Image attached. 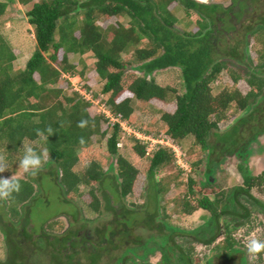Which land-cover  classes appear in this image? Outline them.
<instances>
[{"label":"trees","instance_id":"1","mask_svg":"<svg viewBox=\"0 0 264 264\" xmlns=\"http://www.w3.org/2000/svg\"><path fill=\"white\" fill-rule=\"evenodd\" d=\"M257 1L253 0L256 8ZM174 4L184 9L187 18L191 11L196 12L199 18L196 32L186 31L180 34L176 31V9H171ZM18 5L25 8L23 15L33 30L35 49L24 67L15 66L17 55L0 30V156L4 157L9 169L1 175L10 177L15 174L21 183L19 193L2 199L8 218L12 223L15 222L11 232L17 231L16 225L22 217V210L34 199L35 186H39L40 176L44 174L56 179L65 203H72L80 197L81 188H85L91 199L90 209L97 214L101 213L102 207L98 197L101 188H110L113 196L119 194L120 202L132 194L140 171L122 158L118 160L121 168L117 171H114L112 164L108 171H104L93 160L87 163L82 173L75 168L80 162L81 154L90 149L93 138L103 140L107 137L108 153L118 156V145L123 134L122 123L133 121L134 101L173 103V111L158 109L160 120L165 126L166 138L178 145L191 137L194 146L209 153L204 173L205 182L196 183L188 178L181 212L191 216L203 210L210 214V219L193 236L179 233L161 221L160 199L167 193L168 184L177 180L178 176H172V179L157 176L162 170L174 165L176 159L171 149L158 146L148 160L145 213L148 225L163 234L157 237L159 241L152 236L144 244H134L132 247L138 251L129 249L127 245L132 241L129 239L132 237V229L134 230L135 223L139 224V220L132 223L131 229L123 222L129 215L138 213L121 206L120 220L115 223L119 229L112 232V228L107 227L102 238L99 236L113 247L111 242L114 240L110 239L117 234L119 245L116 244V247L125 245L114 264H152L147 257L156 248L161 253L158 264H195L192 245H209L216 240L219 217L232 215L249 223L251 211L245 206L243 211L238 208L239 198L253 199L251 204L264 211V205H258L251 194L253 188L264 192V177L252 175L247 158H244L249 146L259 136H264V103L261 104L264 101V76L250 73L246 79L250 90L246 94L237 89H224L214 95L212 88V84L228 69L230 62L227 59L241 63L246 58L244 51L238 50L240 41L233 47L227 45L229 48L224 49L223 54L219 53V46L215 44L217 35L220 34L217 22H226L225 30L235 29L229 20L232 15L240 18L246 12L244 0H231L228 7L195 0H17L16 4L15 0H0V23L7 16L8 10L15 9ZM236 5L239 12L234 14L232 9ZM220 13L224 18L219 16ZM113 18L119 20L115 26L104 29L99 24L103 19ZM250 34L260 37L257 42L264 48V17L258 23L245 26L244 43ZM88 53L94 56L92 70L103 83L101 96L106 97L104 105L114 117V122L105 113L92 114L90 108L94 102L88 101L79 91L68 94L65 92L67 87L63 89L59 86L65 78L67 86H70L71 78L86 79L88 68L82 57ZM70 55L77 57L79 63L71 62ZM258 61L259 66L263 67L264 49L260 52ZM168 69L180 71L184 90L182 93L174 88L161 87L151 78L155 73ZM228 72L236 85L241 77L232 71ZM83 88L90 94L91 87L87 83ZM93 97L97 99L99 94H94ZM231 110L242 113L241 117L229 129L219 132V125L227 121ZM81 120L88 121L83 129L78 127ZM49 128L52 129L51 134L47 131ZM38 132H43L44 135L39 136ZM210 136L220 146V155H234L240 161L237 170L242 177L243 186L233 188L227 194L208 190L212 186L210 179L214 176V166L218 168L223 162L211 160V150L217 146L209 145ZM81 139L84 140L83 144ZM23 145L34 148L38 153L45 150L49 153L37 171V182L29 179L27 173L24 177L18 176ZM133 149L139 158H144L147 154L146 144L140 141L134 144ZM200 164L201 162L196 163L195 167ZM43 168L48 171L42 173ZM109 172L112 173L111 176ZM180 174L182 172L178 171V175ZM116 188L119 192L115 193ZM189 196L195 200L196 205H192ZM55 223L50 222L45 227L52 228ZM166 231L168 233H164ZM2 233L6 236L11 254L6 263L0 264H20L23 261V248L18 243L20 241L8 236L4 230ZM21 235L25 239L30 238L25 229L21 231ZM71 235L67 233L64 237H54L52 242H47L52 247L51 264H77L73 262L75 253L63 254L68 244L71 250L79 244L71 241ZM44 236L42 234L37 242L42 243ZM133 238L135 243L140 241L138 237ZM153 238L155 247L148 248ZM227 240L229 241L223 248L228 255H232L237 252L239 243L233 237H228ZM59 244L65 246V249ZM101 251L106 252L107 248L102 246L101 249H95L88 257L89 264L100 263ZM140 252L142 255H139ZM63 256L66 257L65 261ZM128 256L130 261L127 260V263ZM135 258L138 260H134Z\"/></svg>","mask_w":264,"mask_h":264},{"label":"rangeland","instance_id":"2","mask_svg":"<svg viewBox=\"0 0 264 264\" xmlns=\"http://www.w3.org/2000/svg\"><path fill=\"white\" fill-rule=\"evenodd\" d=\"M199 3L204 4H221L224 7H228L231 0H195ZM17 0H15V4ZM244 4L247 9L246 12L240 17L232 15L230 17L229 23H231L235 29L225 30L227 28L226 22L219 21L216 26L220 30V34L217 35V40L215 44L219 46V53L223 54L222 51L228 46H235L237 41H240V50L244 51L246 58L241 60V63H235V61L228 64V69L224 71L216 81L212 84L213 94L217 95L224 89H237L241 93L246 94L249 92V86L246 84V79L250 73H255L257 76H264V66H259L258 56L260 52H263V46L258 43L256 34H250L246 43L243 39L244 28L246 25L251 23H258L261 17H264V1L258 0L257 7L253 4V0H244ZM174 4L172 8L176 9V16L178 23L175 26L176 31L180 34L186 31L196 32L198 30L196 22L199 20L196 12L191 11L189 18L186 17L184 9L181 6H176ZM176 6V7H175ZM18 7V8H17ZM15 9L10 8L8 10L7 16L3 18L2 23H0V30L7 37L8 41L11 43L15 55H17V60L15 66L24 67L28 59L34 53L35 49V39L33 36V30L27 24L24 19L23 12L25 8H20L18 5ZM17 9H20L17 10ZM18 11V12H17ZM20 12V13H19ZM232 12L238 13L239 7L236 5L232 9ZM224 18L223 14L219 15ZM226 20V18H225ZM119 20L117 18L113 19H103L99 22L101 27L106 29L109 26H115ZM111 37V34L108 35ZM69 60L73 63H79V60L74 55L69 56ZM83 62L87 66L86 79H81L79 77L70 79V86H67L65 81L66 78L59 84L60 87L66 90V93L77 92L84 96L88 101L94 102L93 107L90 108L92 114L95 113H105L106 116L112 117L111 122L115 119L111 112L104 105L106 99L105 96H101V89L103 83L97 77L94 72V56L91 53L86 54L82 57ZM81 69V66H79ZM229 71H232L239 75L241 80L234 85L232 82ZM151 78L161 87H170L177 89L180 93L183 90V83L181 79V73L178 69H168L165 71H160L155 73ZM38 79V76H35ZM88 84L91 87L90 94L87 93L83 86ZM94 94H99L96 99L93 97ZM263 104L264 101H261ZM174 104H163V103H142L134 101L135 115L132 122L122 123V140L118 145V156H111L107 151L106 139L100 140L98 138L92 139L91 147L88 151L81 154L80 162L75 168L76 171L82 173L89 161H96L102 167L104 171H108L110 164L113 165L114 171L121 168L119 158L126 160L128 163L134 165L140 174L137 177L136 183L133 188L132 194L121 199L122 203L119 201V194L113 196L110 188H101L98 191V197L101 200V213H93L90 209L91 199L87 194L85 188H81V195L73 200L72 203H65L63 201L64 196L61 187L58 185L56 179L49 175H41L39 186L36 187V193L34 199L30 201L22 210V217L16 225L17 231L11 232L15 222H11L8 218L6 212V206L3 204V200L0 199V262L6 263L10 258V250L7 245V240L5 234L2 233L4 230L7 235L17 238L22 251L23 261L20 264H51V253L52 247L47 245L48 241H53L54 237L61 238L67 235H71V241H76L79 243L74 250H71L69 244L66 246V250L63 254L69 255L75 253L73 259L74 263L77 264H89L90 254L95 252V249H101L103 246L107 248L106 252H99L101 255V260L99 264H114L115 258L120 257L124 251L125 245L116 247L119 245L118 235L115 234L110 240V243L101 240L102 234L107 230V227L112 228V232L119 229L116 224L119 222L121 216V206L127 207L131 212H137L138 214H132L126 217V221L123 222L125 226L131 229L132 223L139 220V224L135 223L134 230L132 229V240L128 243V248L131 250L138 251L134 244H144V241L152 238V236L159 241L157 238L159 235L163 234L160 230L152 229V225L149 226V221L147 219V214L145 213V205L147 202V187L148 181L146 177L147 168L149 166V158L152 152L157 149V145L166 147L167 149L171 145V141H167L165 135V126L160 120L161 114L158 109L162 111H173ZM157 110V111H156ZM242 113H236L231 110L228 113L227 121L222 122L219 125V132H224L229 129L240 117ZM244 115V114H243ZM106 124H104L105 126ZM138 141L146 144V156L144 158H139L134 152V144ZM216 141L213 136L209 137V145H216L211 150V160L223 161L221 165L216 168L214 166V176L211 180V187L208 190L219 193L224 192L229 193L233 188L242 187L243 180L237 171V165L239 164V159L234 155L224 154L220 155V146L215 144ZM178 144V143H177ZM172 147V146H171ZM173 152H175V164L167 169L162 170L158 173V177L172 179V176H178L177 180L173 183L168 184L167 193L160 199V212L161 221L167 223L169 227H173L179 233H183L187 236H193L194 233L203 229L210 219V214L206 211L199 210L192 214L191 216L183 215L182 211V200L187 193L186 183L188 178H192L196 183L205 182L204 173L206 172L207 157L209 153L199 149L194 146L193 139L188 137L181 141L177 146H173ZM218 150V152L216 151ZM174 157V158H175ZM221 157H223L221 159ZM244 158H247L248 167H250L251 174L254 176L263 175L264 177V136H259L258 140L248 148V152L244 154ZM224 159V160H223ZM201 162V164L195 167L196 163ZM47 169H42V173L47 172ZM178 171L182 172V175H178ZM1 175V174H0ZM26 173L22 170L19 171L18 176L24 177ZM37 173L35 175L28 174L29 179L36 180ZM111 176L112 173L109 172ZM4 176V175H2ZM264 190V187H262ZM259 189L253 188L251 194L253 197L264 202V192L258 191ZM116 192L119 190L116 188ZM191 196V195H190ZM189 196V199L191 197ZM70 198V197H69ZM214 199L213 196H211ZM243 201V200H242ZM192 205H196L195 200L191 199ZM243 204H247L244 201ZM78 215V216H77ZM55 221L56 223L52 228L45 227L48 223ZM250 222L253 225V230L247 235V227L239 228L234 230L232 233L235 237L236 242L239 245L244 246L247 242L249 236H254L255 238L264 240V221L263 216L259 215L257 212L253 211ZM116 223V224H115ZM25 231L30 234V238L25 239L21 235V231ZM121 230H123L121 228ZM109 231V230H108ZM164 233H168L167 231ZM42 243L37 242V239L42 236ZM101 236V238L99 237ZM84 237H86L84 239ZM133 237H138L140 241L133 240ZM45 238V241L43 240ZM153 240L149 243L148 248L155 247ZM84 241H83V240ZM222 238H217L216 246L218 249H222L224 246ZM44 241V242H43ZM81 241V242H80ZM60 245V244H59ZM62 247V245H60ZM59 247V248H60ZM112 247V248H111ZM193 251V261L195 264H204L206 257L209 254L210 248L205 247L202 244L194 243L192 245ZM58 248V247H57ZM62 248L65 249V246ZM117 248V249H116ZM246 248V247H245ZM153 251V252H152ZM149 253L147 260L150 259L152 264H158L161 253L156 249H152ZM176 252V251H175ZM142 252L139 253V255ZM63 261L66 257L63 256ZM130 258L133 259L132 256ZM238 258V256H237ZM234 261V264L238 263V259ZM249 264H254L255 258L251 255L248 256ZM251 259H253L251 261ZM130 261L129 256L126 261ZM138 260V259H134ZM127 261V263H128Z\"/></svg>","mask_w":264,"mask_h":264},{"label":"flooded vegetation","instance_id":"3","mask_svg":"<svg viewBox=\"0 0 264 264\" xmlns=\"http://www.w3.org/2000/svg\"><path fill=\"white\" fill-rule=\"evenodd\" d=\"M264 1V0H262ZM238 166V165H237ZM250 171V167L248 168ZM238 171V170H237ZM251 172V171H250ZM212 178L210 179L211 182ZM260 192V190H258ZM255 198V197H254ZM256 202H258L257 204H262L264 205V202L255 198ZM245 203H247L246 205L243 204V201ZM254 202L253 199H243V198H239V205L238 208L243 211V206L247 207L250 209L251 211V215L253 213V211L257 212L259 215L263 216V221H264V211L258 207V206H253L251 203ZM251 217V216H250ZM219 224L217 226V233L218 236L217 238L221 237L224 245L227 243V241L231 240L229 238V240H227L228 237H234L233 235V231L234 230H238L239 228H243V227H247V235L253 230V225H251L252 223L249 221V223H245L243 222L244 220H239L237 217H234L232 215H225V216H221L218 219ZM227 226V228H226ZM252 227V228H251ZM216 238V240H217ZM213 241L211 244L207 245V244H203L200 243L202 245H204L205 247H209L210 251L208 256L206 257L204 264H234V261L236 260L237 256H238V263L237 264H249V259L248 256L249 254L247 253V249L244 246L239 245L238 247H236L237 252L232 254V255H228V253L226 252V250L224 248L222 249H218L217 246L215 245L217 241ZM255 258L254 264H264V253L257 255V256H252ZM253 259H251L252 261Z\"/></svg>","mask_w":264,"mask_h":264},{"label":"clouds","instance_id":"4","mask_svg":"<svg viewBox=\"0 0 264 264\" xmlns=\"http://www.w3.org/2000/svg\"><path fill=\"white\" fill-rule=\"evenodd\" d=\"M88 125L87 120H81L78 123V127L85 128ZM49 134L52 133V129L47 130ZM39 136H43V132H38ZM84 140L81 139V144ZM49 153L45 150L43 153H38L34 148L23 145V156L19 161L18 169L24 173L35 175L43 164V159L47 157ZM8 166L4 161V157L0 156V174L8 171ZM21 190V183L16 178L15 174L10 177H3L0 175V199H8L13 196L14 193H19ZM247 253L251 256H257L264 253V240L249 236L245 244Z\"/></svg>","mask_w":264,"mask_h":264},{"label":"built area","instance_id":"5","mask_svg":"<svg viewBox=\"0 0 264 264\" xmlns=\"http://www.w3.org/2000/svg\"><path fill=\"white\" fill-rule=\"evenodd\" d=\"M167 141H170L168 138H167ZM160 146H162V145H160ZM168 146H170L169 148H171L172 150H173V146H177V145H175V144H173L172 142H171V145H168ZM172 146V147H171ZM157 147H158V145H157ZM174 151V150H173ZM174 155H175V152H174ZM176 158V157H175Z\"/></svg>","mask_w":264,"mask_h":264}]
</instances>
